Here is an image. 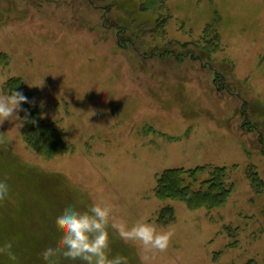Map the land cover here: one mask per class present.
Listing matches in <instances>:
<instances>
[{
  "label": "rangeland",
  "instance_id": "1",
  "mask_svg": "<svg viewBox=\"0 0 264 264\" xmlns=\"http://www.w3.org/2000/svg\"><path fill=\"white\" fill-rule=\"evenodd\" d=\"M12 90L28 97L21 117L56 131L40 147L60 149L0 123V244L17 264H50L65 205L103 200L173 230L145 252L110 229L128 264H264V0H0V95ZM217 168L222 202L160 195L165 171L198 190Z\"/></svg>",
  "mask_w": 264,
  "mask_h": 264
},
{
  "label": "clouds",
  "instance_id": "2",
  "mask_svg": "<svg viewBox=\"0 0 264 264\" xmlns=\"http://www.w3.org/2000/svg\"><path fill=\"white\" fill-rule=\"evenodd\" d=\"M28 97L20 90L0 95V123L18 121L15 126H23L27 118L19 115ZM10 194L7 178H0V201ZM116 206L110 201L92 202L81 209L74 203H67L58 216V223L63 228L59 243H51L42 250L50 264H62L64 260L79 264H128V257L111 254L110 229L115 231L125 242H138L142 250L164 251L173 236L170 227L164 228L148 218H138L129 223L115 214ZM0 256H6L9 264H17V256L11 241L0 244ZM0 264H4L0 260Z\"/></svg>",
  "mask_w": 264,
  "mask_h": 264
},
{
  "label": "trees",
  "instance_id": "3",
  "mask_svg": "<svg viewBox=\"0 0 264 264\" xmlns=\"http://www.w3.org/2000/svg\"><path fill=\"white\" fill-rule=\"evenodd\" d=\"M30 117V114H29ZM27 116L23 124V129L21 135L23 140L37 153H43L47 156L55 155L60 149L53 148L49 144L46 145V149L40 147L41 141L46 142L50 137L55 134V130L52 129L51 125L47 122H39L37 119L31 121ZM198 169L194 171L197 172ZM223 170L222 168L213 169L211 171V176L208 181L204 182L202 187L198 190H190L188 187L183 185V179H181V173L178 170L165 171L159 178V182L162 184L160 190V195L162 197L172 198L178 197L186 200L188 203L194 201L196 204H206L210 201L217 203L222 202V200L228 195L229 190L224 189L223 180ZM192 171V175H194ZM191 175V176H192ZM158 190V191H159ZM159 194V192H158ZM194 203V204H195ZM192 204V203H190ZM193 205V204H192ZM247 264H253L251 262Z\"/></svg>",
  "mask_w": 264,
  "mask_h": 264
},
{
  "label": "bare ground",
  "instance_id": "4",
  "mask_svg": "<svg viewBox=\"0 0 264 264\" xmlns=\"http://www.w3.org/2000/svg\"><path fill=\"white\" fill-rule=\"evenodd\" d=\"M20 178V180L23 182L24 180L23 179H21L22 177H19ZM25 182V181H24ZM27 183H28V181H26ZM3 227H2V225H0V237H1V239H0V241H3V239H4V236H3ZM138 256V255H137Z\"/></svg>",
  "mask_w": 264,
  "mask_h": 264
}]
</instances>
